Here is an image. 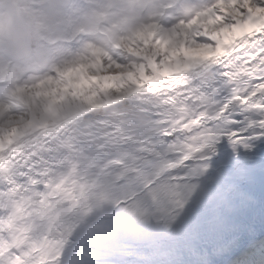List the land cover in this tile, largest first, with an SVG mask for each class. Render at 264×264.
I'll use <instances>...</instances> for the list:
<instances>
[{
  "label": "snow or ice",
  "instance_id": "obj_1",
  "mask_svg": "<svg viewBox=\"0 0 264 264\" xmlns=\"http://www.w3.org/2000/svg\"><path fill=\"white\" fill-rule=\"evenodd\" d=\"M0 264H264V0H0Z\"/></svg>",
  "mask_w": 264,
  "mask_h": 264
}]
</instances>
